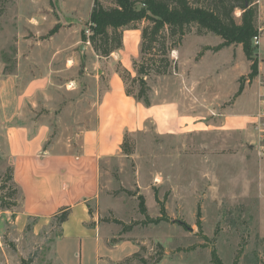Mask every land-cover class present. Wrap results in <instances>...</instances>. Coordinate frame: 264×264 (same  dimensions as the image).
<instances>
[{"label":"rangeland","instance_id":"obj_1","mask_svg":"<svg viewBox=\"0 0 264 264\" xmlns=\"http://www.w3.org/2000/svg\"><path fill=\"white\" fill-rule=\"evenodd\" d=\"M94 1L0 0V81L8 74L20 82L28 72L59 69L64 57L52 59L53 51L66 43L74 47L78 38L76 55L83 61L75 79L82 85L99 76L101 89L108 88L122 59L118 54L99 57L82 38L83 31L91 32ZM255 3L261 39L253 43L257 76L245 79L251 61L242 45L215 49L222 39L211 32L198 34L193 27L171 53L178 71L149 81L152 104L178 103L186 125L161 134L148 122L129 136L132 154L121 150L102 161L101 190L88 205L96 218L91 225L106 230L111 244L117 241L133 251L122 264H214L213 247L224 264H264V117L258 116L264 93V0ZM241 13L236 9L237 20ZM56 25L61 28L50 38ZM126 37L134 40V31ZM128 46L121 53L132 70L139 44ZM241 82L245 89L236 96ZM39 114H47L46 108ZM1 117L0 82V264H62L55 248L57 217L46 222L22 214V194L8 179L12 158ZM58 123L61 135L56 137L54 129L52 138L64 141L70 134L78 145L81 128L72 132V121ZM156 195L169 220L149 222L161 216ZM139 196L145 198L147 216L140 211ZM116 219L132 228L124 230ZM68 249L72 258L81 251L79 246ZM73 259L83 264L80 257Z\"/></svg>","mask_w":264,"mask_h":264},{"label":"crops","instance_id":"obj_2","mask_svg":"<svg viewBox=\"0 0 264 264\" xmlns=\"http://www.w3.org/2000/svg\"><path fill=\"white\" fill-rule=\"evenodd\" d=\"M129 31H134V40L126 37ZM140 35L139 29L126 30L124 48L140 44ZM66 44L52 53V59L64 57L59 69L28 72L20 82L17 75L8 74L0 81L6 149L12 158L14 181L22 192V214L48 222L69 209L55 241L62 264H76L74 257H80L83 264H122L133 251L122 243L111 244L106 230L91 225L96 218L88 205L101 190L102 161L120 154L126 133L142 130L148 122L161 134L177 131L186 122L180 119L178 103L145 106L128 96L116 70L108 88L101 89L99 76L81 85L74 77L83 61V56L76 55L78 38L74 47ZM79 51L83 53V48ZM122 51L112 55L121 56L122 64L128 67ZM89 89L92 94H88ZM41 108H46L47 114H39ZM69 120L72 132L81 128L78 145L70 134L64 141L52 138L54 129L56 137L61 135L58 121ZM78 246L81 251L75 250L72 258L68 248Z\"/></svg>","mask_w":264,"mask_h":264},{"label":"trees","instance_id":"obj_3","mask_svg":"<svg viewBox=\"0 0 264 264\" xmlns=\"http://www.w3.org/2000/svg\"><path fill=\"white\" fill-rule=\"evenodd\" d=\"M236 9L242 10L240 20L235 17ZM258 11L255 0H114L109 7L95 0L89 19L91 32L87 35L83 31L82 38L90 43L99 57L108 58L124 47L126 30L139 29V56L133 60L132 70L118 63L116 72L128 96L145 106H151L150 79L178 71V63L171 58V53L182 44L193 27H196L198 34L211 32L219 36L222 41L215 49L242 45L245 56L251 61L250 73L245 79H254L259 69L253 48V38L259 33ZM60 27L54 26L48 35H53ZM244 89L245 84L241 82L236 96L242 94ZM130 135L126 133L121 146L122 153L127 155L134 152V144L128 141ZM8 179L15 192L22 194L14 181L13 167ZM139 200L140 211L147 216L145 198L139 196ZM156 200L160 204L161 216L148 218L149 222L169 220L164 202L157 195ZM68 216L67 208L56 215L59 226ZM115 222L121 224L124 230L132 228L120 220L116 219ZM211 254L214 264H224L214 247Z\"/></svg>","mask_w":264,"mask_h":264},{"label":"built area","instance_id":"obj_4","mask_svg":"<svg viewBox=\"0 0 264 264\" xmlns=\"http://www.w3.org/2000/svg\"><path fill=\"white\" fill-rule=\"evenodd\" d=\"M260 42H261V39H260V35L258 34L257 36L253 38V43L260 44ZM259 102H260V111H263L258 114V116L261 118V117H264V93L260 94Z\"/></svg>","mask_w":264,"mask_h":264}]
</instances>
